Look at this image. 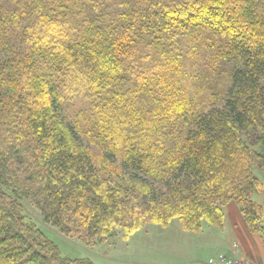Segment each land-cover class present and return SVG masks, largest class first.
Listing matches in <instances>:
<instances>
[{
  "label": "trees",
  "instance_id": "trees-1",
  "mask_svg": "<svg viewBox=\"0 0 264 264\" xmlns=\"http://www.w3.org/2000/svg\"><path fill=\"white\" fill-rule=\"evenodd\" d=\"M263 139L264 0H0V264H93L13 193L85 243L234 200L264 242Z\"/></svg>",
  "mask_w": 264,
  "mask_h": 264
},
{
  "label": "rangeland",
  "instance_id": "rangeland-1",
  "mask_svg": "<svg viewBox=\"0 0 264 264\" xmlns=\"http://www.w3.org/2000/svg\"><path fill=\"white\" fill-rule=\"evenodd\" d=\"M233 64V63H232ZM231 63H223L222 70L220 72V79L225 82L227 80V74L232 69ZM227 85V82H226ZM253 131V130H252ZM251 130L243 134V138L249 143L252 138H255L256 135L261 134L259 129H256L255 132ZM257 143V142H256ZM250 144V143H249ZM254 143L250 145L251 150L254 153H257L254 149ZM258 155V154H256ZM264 158L259 155L253 159V165L255 173L259 172L262 169L264 164ZM109 172V168L106 170V173ZM22 205L24 212L28 217H30L40 228L48 238L53 240L58 246L62 255H65L70 258H88L93 264H173L172 260H169L167 257L168 253L166 252L167 248L162 247L163 244L159 243L162 237L166 234L172 235L174 231V224H178L182 227L179 219L177 217L171 218L167 224H158L147 222L142 226L134 229L133 231L126 232L122 227L115 229L114 234L105 236L102 240L96 242L85 243L81 241L75 234H65L60 232L55 226L47 222L38 208L33 204L30 198L23 197L17 194H12ZM253 197V195H252ZM171 223V225H170ZM204 227H213L206 222L202 223ZM183 228V227H182ZM184 229V228H183ZM187 233H192L195 235L197 233H202L201 238L205 240L214 239V233L206 231L207 229L199 232L186 230ZM161 233V236L159 234ZM193 238L190 236L191 239ZM166 252L167 255L164 253ZM210 251L203 250L200 253V256H209ZM224 254V253H221ZM214 259L211 257L208 259L207 263H210V260ZM173 262V263H172Z\"/></svg>",
  "mask_w": 264,
  "mask_h": 264
},
{
  "label": "crops",
  "instance_id": "crops-1",
  "mask_svg": "<svg viewBox=\"0 0 264 264\" xmlns=\"http://www.w3.org/2000/svg\"><path fill=\"white\" fill-rule=\"evenodd\" d=\"M257 154L264 158V139L254 144ZM264 161V160H263ZM257 177L261 183V188L253 194L252 199L262 208V224L264 225V164L262 169L257 172ZM223 219L221 226L204 227L202 231L214 233V239L203 240L202 233L192 235L187 233L179 223L174 224L172 235L166 234L160 238L159 243L166 247L164 252L173 264H208L207 261L211 257L224 253L230 254L232 245L237 247V255L246 261L248 264H264V242L259 234L251 232L246 224L240 206L234 200H230L221 206ZM171 225V223H170ZM161 236V233L158 237ZM192 236L193 238H190ZM208 250V259L205 256H200L201 251Z\"/></svg>",
  "mask_w": 264,
  "mask_h": 264
},
{
  "label": "built area",
  "instance_id": "built-area-1",
  "mask_svg": "<svg viewBox=\"0 0 264 264\" xmlns=\"http://www.w3.org/2000/svg\"><path fill=\"white\" fill-rule=\"evenodd\" d=\"M232 252L230 254H219L214 259L210 260L211 264H248L237 255V247L232 245Z\"/></svg>",
  "mask_w": 264,
  "mask_h": 264
}]
</instances>
